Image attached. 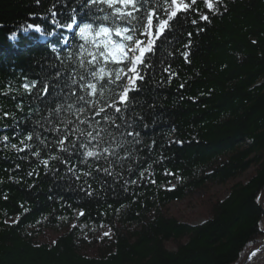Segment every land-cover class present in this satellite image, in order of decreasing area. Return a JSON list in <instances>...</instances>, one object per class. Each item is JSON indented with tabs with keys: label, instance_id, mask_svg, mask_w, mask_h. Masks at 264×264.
I'll return each mask as SVG.
<instances>
[{
	"label": "trees",
	"instance_id": "trees-1",
	"mask_svg": "<svg viewBox=\"0 0 264 264\" xmlns=\"http://www.w3.org/2000/svg\"><path fill=\"white\" fill-rule=\"evenodd\" d=\"M54 3L58 17L74 6L73 0H0V93L8 92L0 94V117L3 111L16 117L0 119V137H10L0 143V264H242L264 233V0H223L215 15L198 0L197 11L178 13L170 22L149 54L152 67L130 93L127 115L143 143L112 169L120 174L116 182L93 174L91 197L68 178L64 165L50 160L59 172L47 170L27 151L10 148L13 142L24 147L19 139L40 118L37 109L48 115L49 107L67 98L53 87L40 100L35 90L29 95L22 87L25 77L51 78L53 62L61 70L71 67L51 51L55 45L63 57L69 50L58 43L67 31L43 19ZM200 10L208 21L199 18ZM29 23L44 34L25 31ZM49 31L56 34L47 43ZM52 154L54 148L42 153ZM73 165L85 169L76 157L68 166ZM249 170L245 182L209 203L203 223L165 214L170 203ZM141 171L144 178L125 192V181L138 179Z\"/></svg>",
	"mask_w": 264,
	"mask_h": 264
},
{
	"label": "snow or ice",
	"instance_id": "snow-or-ice-1",
	"mask_svg": "<svg viewBox=\"0 0 264 264\" xmlns=\"http://www.w3.org/2000/svg\"><path fill=\"white\" fill-rule=\"evenodd\" d=\"M197 2L198 0H73L74 6L60 17L53 10L56 7L54 3L48 9L50 16L43 19L49 20L56 30L74 33V37L70 41L67 35L61 34L58 43L69 49L63 57L57 46L53 45L51 51L56 53V61L71 67L61 70L53 62L50 65L53 69L51 78L47 75L43 79L34 80L25 77L26 82L22 87L29 95L35 90L34 94L40 100L47 98L53 87H57L67 98L63 102L58 99L54 107H49L48 115L41 116L37 109L35 115L40 118L35 119L32 130L19 139V144L24 147L13 142L10 148L16 152L27 151L37 158L38 166L42 164L47 170L59 172L54 165H50V160L64 165L67 173H71L68 178L79 181V190L89 197L94 195V190H90V179L95 178L94 173L100 177H112L116 182L120 174H114L112 169L117 163L122 166L125 160L132 158L131 147L143 143L141 133L133 128L135 120L127 115L133 99L130 93L139 90L138 81H144V70L152 67L148 57L154 52L156 41L171 29L170 22L178 13H187L190 9L197 11L194 7ZM202 3L203 7L215 15L223 0H202ZM198 15L203 21L210 19L202 10L198 11ZM192 23L196 24L197 20L193 19ZM27 30L44 34L38 24H27L25 31ZM47 34L52 36L56 33L49 31ZM15 36L16 33H12L9 38ZM183 55L187 59L188 53ZM0 94L6 96L8 92ZM16 107L19 109L20 105ZM9 118L16 119L11 112L3 111L0 119ZM41 129L49 133L51 139L43 136ZM128 137L133 139L130 141ZM9 140L8 135L0 137V143L7 144ZM53 148L55 154L44 158L42 153ZM121 151L126 155L122 156ZM73 157L78 158V162L85 166L83 171H78L74 165L68 166ZM101 161L104 163L101 164ZM127 171L131 174L133 169L129 167ZM144 171L140 172L138 179L126 180L123 190L127 192L128 185H136L139 179H143ZM28 175H33V172ZM166 175L173 173L166 171ZM83 215L84 211L81 209L79 216ZM18 219L17 217L11 222L17 223ZM103 235L108 236L109 233L105 232ZM255 255L256 252H253L252 256Z\"/></svg>",
	"mask_w": 264,
	"mask_h": 264
},
{
	"label": "rangeland",
	"instance_id": "rangeland-1",
	"mask_svg": "<svg viewBox=\"0 0 264 264\" xmlns=\"http://www.w3.org/2000/svg\"><path fill=\"white\" fill-rule=\"evenodd\" d=\"M251 173H252V170H249L242 177H239L233 181H230L225 185L207 184L204 187V189H202L201 191H198L181 201H174L170 203L166 207L164 212L168 216L174 217L183 222H187L191 225L201 224L208 217L207 210L209 207V203L210 202L213 203L217 200L223 199L227 195V191L231 186L239 182H245L247 178L251 175ZM260 204L262 206V210L264 211L263 201H260ZM263 231H264V219H263ZM52 235L53 237H56V234L53 232H52ZM263 242H264V233H263V240H262L261 245L263 244ZM166 245L171 250L174 248V245L171 243H167ZM251 252H249V254ZM247 256L242 262V264H245V261L247 260Z\"/></svg>",
	"mask_w": 264,
	"mask_h": 264
},
{
	"label": "bare ground",
	"instance_id": "bare-ground-1",
	"mask_svg": "<svg viewBox=\"0 0 264 264\" xmlns=\"http://www.w3.org/2000/svg\"><path fill=\"white\" fill-rule=\"evenodd\" d=\"M260 205L261 204H259V207H260ZM261 211H262V209H261ZM253 252H256V255L255 256H252V253ZM249 257H251V258H249ZM245 264H264V242H263V244L259 248L254 249L247 256V260L245 261Z\"/></svg>",
	"mask_w": 264,
	"mask_h": 264
},
{
	"label": "water",
	"instance_id": "water-1",
	"mask_svg": "<svg viewBox=\"0 0 264 264\" xmlns=\"http://www.w3.org/2000/svg\"><path fill=\"white\" fill-rule=\"evenodd\" d=\"M260 208L262 209L261 205H260ZM262 216H263V219H264V211L262 210Z\"/></svg>",
	"mask_w": 264,
	"mask_h": 264
}]
</instances>
